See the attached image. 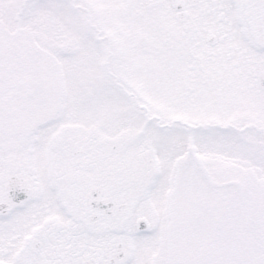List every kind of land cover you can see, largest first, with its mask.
<instances>
[{
    "label": "snow or ice",
    "instance_id": "6c2138e0",
    "mask_svg": "<svg viewBox=\"0 0 264 264\" xmlns=\"http://www.w3.org/2000/svg\"><path fill=\"white\" fill-rule=\"evenodd\" d=\"M0 264H264V0H0Z\"/></svg>",
    "mask_w": 264,
    "mask_h": 264
}]
</instances>
